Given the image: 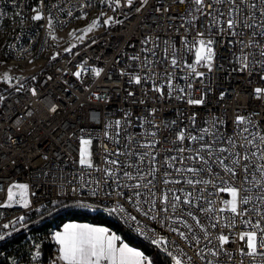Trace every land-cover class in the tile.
Masks as SVG:
<instances>
[{"label":"snow or ice","instance_id":"6c2138e0","mask_svg":"<svg viewBox=\"0 0 264 264\" xmlns=\"http://www.w3.org/2000/svg\"><path fill=\"white\" fill-rule=\"evenodd\" d=\"M100 2L118 15L102 11L80 30L81 35L76 30L71 35L83 42L95 29L123 24L120 15L139 14L143 17L140 26L148 31L139 51L129 57L128 67L134 70L121 68L120 76L127 77V83L138 86L145 96L152 93L153 99H175L193 106V110L185 114L183 123L165 122L163 129L156 119V107L142 110L134 119L128 110L120 118L105 119L101 136L81 127L72 133L77 154L62 151V159L52 161L54 167L40 170L42 178L58 185L59 195L48 200L52 207L41 203L40 208L33 209L35 193L30 184L13 182L6 188L0 209L19 205L37 214H42V209L51 214L74 206L106 211L123 220L130 233L143 237L158 253L163 252L167 264H264V124L256 119L259 113L238 111L230 125L225 116L212 112L198 119V109L207 107L209 94L214 91L213 73L224 67L217 63L218 46L226 47L230 72L257 81L250 95L264 104V0ZM13 3L20 7L15 0ZM60 5L61 0H50L47 5L45 0H38L31 8V20L45 21L53 40L58 37L52 9L64 13ZM91 6L90 0L80 4L81 14L86 17L83 9ZM67 15L71 17L72 12ZM15 16L22 24L27 20L23 9ZM75 47L71 44L64 51L72 53ZM189 53L194 54V62H190ZM59 55L57 51L52 59ZM86 64H78L72 73L81 83L89 70L95 77L104 72L102 67L89 69ZM0 81L11 84L13 77L5 73ZM31 92L37 95L36 88ZM226 95V90L220 91L218 100L224 101ZM92 96L101 99L98 93ZM128 96L135 97L136 92L129 91ZM3 100L0 96V103ZM133 102L144 104L145 100L142 96ZM50 111L55 113L57 106L52 105ZM164 130L168 136L162 138ZM94 140L99 142L95 151ZM42 159L48 160V156ZM0 191H5L3 186ZM27 219L26 214L20 215L3 228H27ZM11 234L0 233V241ZM51 240L58 254L49 264H156L126 236L97 224L66 223L51 234ZM33 246L31 261L38 262L41 245L33 241ZM10 264H18L17 259L11 257Z\"/></svg>","mask_w":264,"mask_h":264},{"label":"built area","instance_id":"2783aa9c","mask_svg":"<svg viewBox=\"0 0 264 264\" xmlns=\"http://www.w3.org/2000/svg\"><path fill=\"white\" fill-rule=\"evenodd\" d=\"M15 2L20 5L19 8L15 7L13 0H0V11L4 12V15L0 16V37L4 34L3 42L0 43V74L10 67L48 63L41 70L40 77L29 86H17L0 95L4 97L3 102L0 103V186L5 189L0 191V203L6 200L7 186L16 182L30 184L35 193L32 196L33 209L40 208L41 203L50 205L48 200L56 199L59 195L58 185L47 182V177L42 178L40 170L47 171L48 167H54L52 161L62 159L59 155L62 151L65 153L72 151L73 156L77 154L74 151L77 142L72 137V133L78 132L81 127L92 130L95 136H101L105 119L120 118L124 110L130 111L133 114L130 118L134 119L136 115L142 113V110L156 107L158 109L156 119L161 122L163 129L165 122L177 120L178 123H183L185 114L193 110V106L175 99H153L152 93L145 96L138 86L127 83V77L120 76L121 68H125L126 71L134 70L128 67L131 63L129 57L139 51L143 34L148 31L140 26L143 17L139 14L130 15L126 12L125 15H120L119 18L124 20L123 24L103 28L91 40L83 41L82 47L76 51L49 62L55 40L48 35L45 21L31 20L33 15L31 8L38 4V0H15ZM49 2L50 0H45L46 5ZM51 2L55 3L56 0ZM84 2L87 0H61L60 6L65 12L59 13L58 9H52L56 21L54 24L56 36L72 29L76 30L78 36L81 34L80 30L84 29L86 24L78 26V23L95 15L99 5V0H90L92 6L83 9V12L87 13L85 17L79 10V5ZM152 2L156 3L157 0ZM21 9L27 16L23 24L19 16L14 18V13ZM69 10L72 12L71 17L67 15ZM102 11L109 16L118 15V12L106 6L100 9V12ZM77 16L81 18L77 19ZM71 37L74 38L72 35ZM10 44L13 46L11 49ZM132 45L135 47L133 48ZM227 56L226 47L218 46L217 63H223L224 67L213 73L214 91L209 94L210 102L207 107L198 109L201 112L198 119H203L208 112H212L225 116L230 125L234 113L256 112L259 113L256 119L264 124V104L254 100L250 95L257 86V81L246 74L230 72ZM188 58L190 62H194L193 53H189ZM85 61L89 69L102 67L104 72L100 77H95L89 70L82 76L83 83H81L72 73L77 70L78 64ZM197 87L200 85L198 84ZM32 88L37 89V95H32ZM222 90H226L227 95L224 101H219L218 93ZM129 91H135L136 96L129 97ZM92 93H98L101 99L96 100ZM142 96L145 100L144 104L133 102ZM52 105L57 106L55 113L50 111ZM160 136L167 137L168 130L162 131ZM97 143L99 142L94 140V151ZM44 155L48 156V160L42 159ZM42 179L44 182H41ZM53 187L57 188L56 192L52 191ZM218 195L230 198L225 193ZM37 200L40 203H36ZM95 212L108 215L106 211ZM24 214L29 218L36 212L23 209L19 205L11 209H0V233H12L0 241V244H6L15 233L22 230L20 225L15 226L18 231H13L11 226L9 229H4L3 225ZM115 218L128 229L123 220ZM139 238L146 241L143 237ZM146 242L156 249L148 241ZM53 244L52 259H55L58 254L57 245L54 242ZM18 264H49V262L40 260L36 262L30 259Z\"/></svg>","mask_w":264,"mask_h":264},{"label":"trees","instance_id":"16d2710c","mask_svg":"<svg viewBox=\"0 0 264 264\" xmlns=\"http://www.w3.org/2000/svg\"><path fill=\"white\" fill-rule=\"evenodd\" d=\"M38 77H40L39 74L36 78ZM33 81L34 80H27L26 84L23 86H29ZM2 89L3 88H0V91ZM5 89L6 91H10L8 88ZM64 203L72 204L73 202L64 201ZM47 207L51 208L52 206L47 205ZM41 212L42 214L36 213L26 220L28 224L27 228H22L19 233H15L6 244H0V264H10L11 257H15L18 263L30 260L32 252L35 251L33 241L41 245L42 255L39 260L50 262L54 247L51 234L58 231L67 222H85L110 227L114 232L126 236L132 246L139 247L140 250L152 256L158 263L166 261L163 253H158V251L152 248L146 241L130 233L129 230L113 216L74 206L59 208L51 214L43 209Z\"/></svg>","mask_w":264,"mask_h":264},{"label":"rangeland","instance_id":"374dc122","mask_svg":"<svg viewBox=\"0 0 264 264\" xmlns=\"http://www.w3.org/2000/svg\"><path fill=\"white\" fill-rule=\"evenodd\" d=\"M103 7H104V5H102L100 0H99V5H98V9H97L98 12L95 13V15H93L90 18H87L83 21H80L78 23V26L86 24V26H85V28H86L91 23V21L93 19L100 16V14H101L100 9H102ZM106 27H108V26L105 25L103 27H100L98 29L93 30L91 33H88L86 38L83 41L91 40L92 38H94L98 34L99 31H101L103 28H106ZM73 30H75V29H72L66 33H60L57 36L58 40H55L54 51L49 58V62L55 60V59H52V57L56 54L57 51H59L60 55L57 56L56 58L63 57V56H67L69 54L68 52L64 51V49L67 48L69 45L76 44V47L73 48V50H75L81 46L82 42H79L75 38L71 37V33L73 32ZM3 35L4 34H1L0 43L3 42V39H4ZM47 63L48 62H42L41 64L35 63V64L25 65V66H21V67H15V68L10 67V68L5 69L0 74V77H2L5 73H8L13 77V81L11 84H8L5 81H0V88H3L0 91V95H1V93L7 92L5 88H8L9 90H11L17 86H23L24 84H26L27 80H35L36 77L38 76V74L41 73V70L47 65ZM33 77H35V79H32ZM17 78H19V82H17Z\"/></svg>","mask_w":264,"mask_h":264},{"label":"crops","instance_id":"0c3cea01","mask_svg":"<svg viewBox=\"0 0 264 264\" xmlns=\"http://www.w3.org/2000/svg\"><path fill=\"white\" fill-rule=\"evenodd\" d=\"M67 223H85V222H67ZM100 226H104V225H100ZM104 227H106V226H104ZM62 229H63V226L58 231H60ZM117 234L123 236L122 234H119V233H117ZM156 264H167V261H162L161 263H158V261H156Z\"/></svg>","mask_w":264,"mask_h":264}]
</instances>
